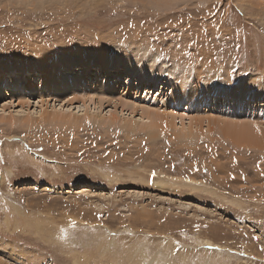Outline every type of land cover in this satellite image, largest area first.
Segmentation results:
<instances>
[{
	"label": "rangeland",
	"instance_id": "374dc122",
	"mask_svg": "<svg viewBox=\"0 0 264 264\" xmlns=\"http://www.w3.org/2000/svg\"><path fill=\"white\" fill-rule=\"evenodd\" d=\"M183 1L0 0V264H264V0Z\"/></svg>",
	"mask_w": 264,
	"mask_h": 264
},
{
	"label": "bare ground",
	"instance_id": "6f19581e",
	"mask_svg": "<svg viewBox=\"0 0 264 264\" xmlns=\"http://www.w3.org/2000/svg\"><path fill=\"white\" fill-rule=\"evenodd\" d=\"M169 1H174V2H177L178 0H169ZM183 1V0H182ZM202 1V0H201ZM158 2H161V1H158ZM184 2V1H183ZM203 2V1H202ZM154 3V2H153ZM243 7H245V4L243 3V2H239ZM150 4V3H149ZM170 4V3H169ZM74 68H77V67H74ZM63 69V68H62ZM5 75V77L2 79L4 82H7V81H9L8 80V78H7V75H6V73H4ZM1 76V75H0ZM12 77V76H11ZM1 78V77H0ZM13 79V78H12ZM152 83V82H151ZM153 83H155V84H157L158 82L157 81H155V82H153ZM152 85H154V84H152ZM160 87V86H159ZM4 86H3V88L0 90V91H4ZM5 90H8V88L7 89H5ZM10 91V90H9ZM15 92V91H14ZM51 93V92H50ZM221 96V95H220ZM217 97V96H216ZM195 98V97H194ZM250 98V97H249ZM92 101H94V98H92V97H90V102H92ZM166 102V101H165ZM242 102H244V100L242 101ZM132 104V103H131ZM130 104V105H131ZM178 104V103H177ZM248 104V103H247ZM19 106V105H18ZM249 106V105H248ZM129 107V106H128ZM132 107V113H130L132 116L134 115V113H136V111H137V109L135 108V107H133V105L131 106ZM131 107H129V108H131ZM138 109H140V111H141V118H140V120L142 121V122H144L145 120H146V123H147V125H144V128H147V129H149V130H151V132H152V130L153 129H156V121H158V120H162V119H166L167 121H169V119L171 120V119H173V117H174V115L173 114H169L168 116H166V115H161V114H158V113H156V112H154V110H151V109H149V108H144V107H141V108H138ZM131 110V109H130ZM23 111V110H22ZM112 111V110H111ZM29 113H31V112H29ZM30 115V114H29ZM44 115H46V113L45 112H41V114L39 115V117H37V120H43V116ZM130 115V116H131ZM28 116V115H27ZM109 116H110V118H109V120H112V117H113V114H111V112H110V114H109ZM112 116V117H111ZM91 117V116H90ZM90 117L89 116H87L86 118L87 119H90ZM103 117V116H102ZM12 119H14V118H12ZM31 119V118H30ZM0 120H3L2 118L0 119ZM15 121H14V123H19V120H16V119H14ZM29 120V119H28ZM78 120V119H77ZM33 121V120H32ZM133 121V120H132ZM173 121V120H172ZM211 121H213V120H211ZM23 122H27L26 121V118L25 119H23ZM28 122H30V121H28ZM208 122H209V120H208ZM215 122H219V120H216V118H215ZM123 123H125V126H127L126 125V122L124 121ZM193 123V124H192ZM197 123H199V121H196V120H194V119H192L191 121H190V123L188 124V126L187 127H185L184 129H181V130H178V136H175V137H178V138H181V137H199V135H202L203 136V134H207V135H209V133L206 131L205 133L203 132V131H201V129H200V124H197ZM210 123H212V122H210ZM240 123V122H239ZM241 124H239V126H240ZM244 125V124H243ZM244 126H246V124L244 125ZM238 130V129H237ZM246 130V129H245ZM245 130H243L244 132H245ZM235 131V130H234ZM233 130H229V133H233L234 132ZM238 132H240L241 133V130L240 131H238ZM239 133V134H240ZM234 134V133H233ZM206 135V136H207ZM237 135V134H236ZM242 135H244V134H242ZM205 136V137H206ZM174 137V138H175ZM203 138V137H202ZM260 141V140H259ZM260 144H263L264 145V141H261V143ZM262 147V146H261ZM164 179H165V177H163ZM167 180H168V177H167ZM170 180V179H169ZM164 182L165 183V181L166 180H157L156 182H154V184L156 185V186H160L162 183L161 182ZM169 183V182H168ZM178 183V182H177ZM185 183H186V185L187 186H191V185H195L196 187L195 188H193V189H201V187H202V183L200 182V181H197L196 179H193V178H187L186 180H185ZM160 184V185H159ZM178 185H180L179 183H178ZM171 186V185H170ZM177 187H179V186H177ZM41 224V223H40ZM201 243H203L204 245H214L211 241H200ZM202 244V245H203ZM220 247V246H219ZM139 260H141V261H139V264H143V262L144 261H142L143 259H141V258H139Z\"/></svg>",
	"mask_w": 264,
	"mask_h": 264
}]
</instances>
